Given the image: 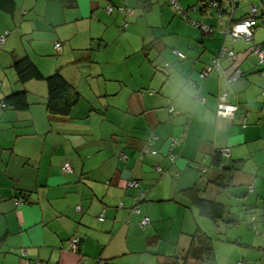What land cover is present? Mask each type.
Segmentation results:
<instances>
[{"label": "crops", "instance_id": "0c3cea01", "mask_svg": "<svg viewBox=\"0 0 264 264\" xmlns=\"http://www.w3.org/2000/svg\"><path fill=\"white\" fill-rule=\"evenodd\" d=\"M13 1L12 15L0 12V264H183L197 230L211 238L215 264H264V63L225 32L255 5L253 41L264 43V0H217L218 11L206 0H175L189 21L170 0H73L67 9L59 0ZM193 22L216 31L205 35ZM221 46L235 60L201 79ZM23 57L77 90L68 116L46 112L44 81H17L11 66ZM236 67L245 70L228 82ZM21 90L26 110L3 106ZM222 93L237 104L232 119L215 115ZM186 119L184 143L171 148ZM151 135L158 155L138 158ZM220 150L228 153L217 168ZM131 180L136 188H126ZM190 187L222 205L221 221L200 216L181 193Z\"/></svg>", "mask_w": 264, "mask_h": 264}, {"label": "trees", "instance_id": "16d2710c", "mask_svg": "<svg viewBox=\"0 0 264 264\" xmlns=\"http://www.w3.org/2000/svg\"><path fill=\"white\" fill-rule=\"evenodd\" d=\"M210 1L211 0H206L207 5L211 9L218 11L220 9V3L217 0H212L213 3L216 4V7H214V6H212V4H210ZM59 4H60L62 9L71 8L73 6V0H59ZM107 7H111V6H107ZM179 8L181 9L180 6H179ZM105 9H106V7H105ZM118 9L119 10L122 9L121 11L125 12V13H128L127 10H129L127 8H118ZM112 10H113V8H112ZM14 11H15V3L13 0H0V12L12 15L14 13ZM176 11L178 13H180L186 21H189V20H187V17H185V15H186L185 10L181 9L180 10L181 12L179 10H176ZM245 18H243L242 20H244ZM257 18H258V14L255 17L256 23H257ZM237 22H239V21L233 22L232 25L237 23ZM256 23H255L254 27L252 28L251 40L246 41V42L250 43L251 51H252L251 54L256 59V62H257L256 64L260 66V65H263L264 60L261 63L259 62L258 57L253 53V45L259 46L263 49L264 43L257 44V43H254V41H253V32H254V29L256 27ZM195 24H203V23H201V22H193L192 23L193 28L200 30L199 28L195 27ZM208 27H210L212 31H211V33H208L205 35H212L216 31V28L211 27V26H208ZM239 39H241V38H239ZM242 40H244V39H242ZM56 46H58V48ZM59 47H60L59 43L54 44L55 50H58ZM223 48L228 50V51H231L233 53V57L232 58H228L227 56L221 57L220 52ZM175 51L178 52L177 50H173L172 53L174 55H176L177 57L182 58V59L185 58V56L180 52L179 53L181 54V56L175 54L174 53ZM222 60H228L230 62H233L235 60V53L232 50H230L224 46H221L219 49V54H218L217 60L215 59V60L211 61V63L209 65H207L203 68V70L200 72L199 75H201L204 71H207V68H209V71H208L209 76H210V74L218 71L219 67H220V62ZM215 64H217L216 68H215ZM11 67L15 72L17 81L21 84H24V83H26L28 81H32V80L33 81L42 80L45 82L46 90H47L46 101H45V110L49 115H54V116H59V117L68 116L70 111L72 110V108L78 103L79 98H80L79 93L60 73L56 72V73H53L49 76L44 77L40 73L38 68L34 65V63L28 57H23V58L15 60L12 63ZM243 70H245V69L236 67L228 77H231L234 73H236L237 71H240L241 72V74L239 76V78H240L242 73L244 72ZM200 78H201V76H200ZM205 78H201V79L204 80ZM218 102H219V98H218ZM218 102H217V104H218ZM226 103H228V102H226ZM228 104H230V103H228ZM232 105H235L237 107V104H232ZM3 106L4 107H10L14 110H19V111L26 110L28 108V103H27L25 91L21 90V91H18V92H15V93H12V94L6 96L3 99ZM216 108H217V105H216ZM216 108H215V115H216V117H218L216 114ZM169 112H172L171 108L169 109ZM218 118H221V117H218ZM223 119H232V118H223ZM188 125H189V119H186L184 126H183L184 129H183L182 135L180 137H178L177 139H172V140L177 141L176 146L182 145L184 143L186 132L188 129ZM154 140H155V137L152 135L147 140H145V142L143 143V145L141 146V148L138 151V154H137L138 158L141 159L142 157H145V156H157L158 155V151L153 147V141ZM145 148H147L150 152L154 151V153L153 154L143 153L142 151ZM121 155H123L125 157V159H122ZM119 157L121 158V160L123 162L127 159V155L123 152L119 154ZM212 157H213L214 166L218 168L221 166L220 165V159L222 157H225V154L222 153L220 150V152L219 151L215 152L212 155ZM167 158H168V156H167ZM156 166L160 168V166L158 164H154L152 169L154 170V168ZM194 168L200 172L206 171L205 168H202V166H199L198 164H196L194 166ZM221 168L223 169V167H221ZM154 172H156V170H154ZM157 173H162V168H160V171H158ZM173 176L176 177L177 173H174ZM131 181H134V180H131ZM128 182H130V181H128ZM253 183H255L254 179L252 180L251 184L247 185V194H249L253 191ZM137 185H136V187H137ZM225 185L226 184L219 185V186L225 187ZM250 185L252 186V189L250 192H248V188ZM136 187H133V188H136ZM126 188H131V187H128L126 185ZM195 192H196V189L194 187H190V188L181 190V193H184L185 195H189L190 197H192L191 203L198 210V213L200 214V216L208 218L213 223H217V222L221 221L223 213H224L222 205L215 202V201H210V200L200 198V197H198V195H196ZM143 197H144V194L141 192L137 199L141 200V199H143ZM119 207H122V205L120 204ZM131 211L133 213H136V214L139 213V210L136 206H134L131 209ZM143 218H147V217L143 216L142 219ZM250 219H251L253 228H255V225H254L255 218L251 217ZM263 219H264V216H263ZM141 220H140V222H141ZM148 220H149V218H148ZM149 224H150V220H149V223L147 225L141 226V224H140V226L146 227ZM175 259H177V258H170V262H167L164 264H174L176 261ZM180 260L183 262V264H188L187 262L190 260L193 261L192 264H215V258H214V253L212 250L211 238H209L208 236H206L205 234H203L202 232L197 230L193 235H191L190 244H189L188 248L185 250V252L180 256ZM27 262L30 264L29 261H27ZM78 264H80V263H78Z\"/></svg>", "mask_w": 264, "mask_h": 264}, {"label": "built area", "instance_id": "2783aa9c", "mask_svg": "<svg viewBox=\"0 0 264 264\" xmlns=\"http://www.w3.org/2000/svg\"><path fill=\"white\" fill-rule=\"evenodd\" d=\"M170 4L172 5V7L174 9L179 10V11L181 10L179 8V6L177 5V2L175 0H170ZM210 4H212V6H214V7H216V4L213 3L212 0L210 1ZM105 10L107 13H110L112 11V8L106 7ZM120 10H122V9H120ZM127 12L131 13L130 10H127ZM257 14H258L257 7L255 5L249 6L247 17L244 20H241V21L233 24L229 29H226L225 32L230 36V38L232 40H236V39L241 38V39H244L245 41H250L252 38V28L254 27V25L256 23L255 17L257 16ZM195 27L199 28L204 34L211 33V31H212L210 27L203 25V24H195ZM5 34H6V32L2 35L0 34V45L3 43V41L5 39ZM56 47L58 48V46H56ZM174 53L181 56V54L179 52L175 51ZM253 53L258 57V60L260 63L263 62V60H264V48L262 49L259 46L253 45ZM220 56L221 57L227 56L228 58H232L233 53L231 51H228V50L223 48L220 52ZM216 67H217V64H215V68ZM208 71H209V68H207V71H204L200 75L201 78L207 77ZM240 74H241V72L237 71L228 79V82H231V81L237 79L240 76ZM225 96H226L225 93H222L220 95L219 102H218L217 108H216V114L218 117H221V118H232L237 107L235 105L226 103ZM176 144H177V141L172 140L170 142V147L173 148L176 146ZM142 152L143 153H151V154L154 153V151L150 152L147 148L143 149ZM223 152L225 153V155H227V153H228L227 150H223ZM121 157H122V159H125V157L123 155H121ZM173 158L174 157L172 155H170V154L168 155L169 160L172 161ZM65 168H66V170L70 169L68 164H65ZM154 170H156V172H158V171H160V168L156 166L154 168ZM126 185L128 187L133 188V187H136L137 183L135 181H130ZM251 189H252V186L250 185L248 188V192H250ZM76 211L79 212L80 208L76 207ZM98 220L100 222L104 220L103 214H100V216L98 217ZM148 223H149L148 218H143L140 222L141 226H145ZM76 242H77V240H71L69 242V245L74 246L76 244ZM21 254L23 255L24 252L21 251ZM23 264H29V263L27 261H24ZM238 264H241V263H238Z\"/></svg>", "mask_w": 264, "mask_h": 264}, {"label": "rangeland", "instance_id": "374dc122", "mask_svg": "<svg viewBox=\"0 0 264 264\" xmlns=\"http://www.w3.org/2000/svg\"><path fill=\"white\" fill-rule=\"evenodd\" d=\"M254 43H256V42H254ZM239 261H241V260H239Z\"/></svg>", "mask_w": 264, "mask_h": 264}]
</instances>
